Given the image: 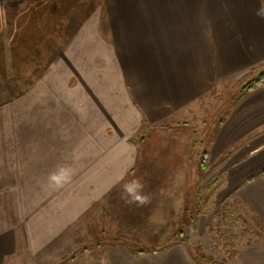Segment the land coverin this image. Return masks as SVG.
Returning a JSON list of instances; mask_svg holds the SVG:
<instances>
[{
  "label": "rangeland",
  "instance_id": "obj_1",
  "mask_svg": "<svg viewBox=\"0 0 264 264\" xmlns=\"http://www.w3.org/2000/svg\"><path fill=\"white\" fill-rule=\"evenodd\" d=\"M181 1L189 8V41L183 44L176 35L170 39L174 43H167L160 53L151 51L159 47L153 45L159 26L153 24L151 33L150 21L142 17L149 6L148 16L155 15L156 9L159 16L167 12L174 21L178 15L172 0H44L38 4L37 0H0V164L8 160L12 166L11 172L0 173V250L7 253L0 264H105L106 246L143 250L145 253L138 255L143 256L181 240L197 264H264L260 225L249 220L243 207L228 197L219 198L211 190L207 195L198 192L202 191L199 184L190 202L194 204L185 210L190 214L184 219H124L113 222L119 233L115 236L109 232L108 222L92 221L83 210L56 235L45 237L49 226L53 230L61 225L48 213L68 210L70 200L86 189L85 174L75 177L72 173L61 185L51 181L54 166L46 154L61 153L62 159H69L77 146L101 150L109 143L114 151L126 144L128 149L139 150L140 160L150 148L151 133L167 130L166 118L173 114V101L183 95L182 88L198 89L208 83L205 70L191 83L198 61H190L189 53H203L198 39L209 36V30L198 27V0ZM213 5L214 0H205L206 10ZM127 6L129 11L124 14ZM26 9L25 20L17 21ZM206 15L207 22L210 18ZM84 23H89L88 29H83ZM21 29L26 51L8 57L2 48L8 49L13 42H3L21 34ZM236 81L222 78L206 97L196 92L178 119L188 122L193 130L211 110L219 121L235 104L232 102L246 80ZM107 92L108 115L102 109ZM88 103L92 109L85 108L87 115L82 117L81 108ZM208 121L204 126L210 135L215 131L214 121ZM19 132L23 139L15 138ZM39 137L46 140L39 141ZM38 142L46 149L38 151ZM199 168L196 179L202 181L205 171L203 166ZM94 175L96 185L100 174ZM155 175L146 174L144 180L151 182ZM120 216L128 215L123 211ZM153 232L159 234L152 236Z\"/></svg>",
  "mask_w": 264,
  "mask_h": 264
},
{
  "label": "crops",
  "instance_id": "obj_2",
  "mask_svg": "<svg viewBox=\"0 0 264 264\" xmlns=\"http://www.w3.org/2000/svg\"><path fill=\"white\" fill-rule=\"evenodd\" d=\"M42 1L44 0H37L36 4ZM172 1V8L178 15L174 21L170 20L167 12L159 16L156 9H154L155 15L148 16L150 8L145 6V14L142 18L150 21L151 33L154 28L153 24L159 26L160 29L158 32L160 38L158 36V39L153 41L155 42L153 45L159 47H153L151 51L156 49L155 52H164L167 43H174L170 39H174L176 35L183 44L189 41V8L186 7L184 1ZM198 2V27L207 28L209 36L198 39L204 46L203 50H199V52L203 51L200 56L189 53L190 61H198L195 66L198 71L190 77L193 78L191 83H195L200 76V70H205L209 74L208 83L205 81L203 88L198 89L182 88L183 95L173 101L171 110L173 114L166 118L167 130L151 133L150 148L143 151L140 160H137V157L141 155L139 150L128 149L124 147L126 146L124 143L121 149L114 151H110L109 143L106 144L108 147L101 150H94L93 147L82 150L83 147L77 146L69 159H62L61 153L55 156L46 154L45 156L51 161V167L54 166L51 169L52 172H57L63 166L70 168L71 174H75V177L85 174L86 189L84 194L76 193V198L70 200L68 210L64 208L61 214L48 213L53 218L52 221L58 219L61 225L55 226L53 230H50L49 226L45 237L56 235L58 230H63L75 221L83 210L86 212V217L92 221L108 222L109 232L115 236L119 233L115 232L113 222L124 219L151 222L184 219L182 217L190 214V211L186 213L185 210L190 207V204H194L190 202L194 201L193 196L196 195L198 184L200 185L198 188L202 189L198 192L207 195L212 191L215 196L228 197L230 202L242 206L248 219L260 225V232L264 236V84L254 86L246 92L225 113L220 123L216 119L217 116L211 115V110L199 128L193 130L188 122L185 123L178 119L179 113L185 111L182 110L186 102H190L197 96L196 92L206 97L211 93L210 89L217 87V83L222 78L231 79V81L236 79L237 83L246 80L240 85L241 87L251 81L250 77H256L264 71V0H214V5L208 10L205 7V0H198ZM129 7L125 8L124 14H127ZM139 9H142V6ZM28 13L26 9L25 16L17 21H24ZM206 13L210 18L207 22L205 21ZM40 14L43 15V12ZM87 25L85 24L83 29H88ZM24 29H21V34L17 33L13 39L8 37L3 42V44L13 42L8 49L2 48V51L8 53V57L12 53L19 56L25 53L26 49L21 43L25 41ZM85 34L88 33L85 32ZM35 35L37 39V34ZM8 61L7 59L4 64L7 65ZM106 97L102 109H105L108 115L110 112L109 92ZM102 99L104 101V96ZM85 108L92 109V106L90 103L82 106L81 111L84 112L82 117L87 115ZM167 109L170 111V108ZM209 118H213L212 130L215 129V132L210 133L211 137L208 136L209 132L204 126L209 122ZM15 138L23 139L21 132L15 134ZM43 140L46 139L39 137V141ZM36 146L38 151L46 149V145L40 142ZM143 156L146 159H143ZM10 162L6 160V163L0 164V173L12 171ZM202 166L205 173L200 179L202 181H198L196 176L201 170L199 167ZM94 174H100L98 176L100 181H96V185H93ZM146 174H156V179L146 182L144 180ZM81 178H83L82 175ZM134 179H141V183L144 184L143 192L150 197L149 204L137 206L135 203H125L124 199H121L124 184ZM123 211L128 215L125 218L120 216ZM185 219L188 221V217ZM93 226H91V237L95 234ZM155 228L154 226L153 230H156ZM158 234L153 232L152 236ZM168 234L165 233V236ZM161 235L163 236V233ZM104 249L106 261L103 262L105 264H197L187 243L182 241L143 256H137L116 245L106 246ZM260 251H264V243ZM6 254L0 250V261Z\"/></svg>",
  "mask_w": 264,
  "mask_h": 264
},
{
  "label": "clouds",
  "instance_id": "obj_3",
  "mask_svg": "<svg viewBox=\"0 0 264 264\" xmlns=\"http://www.w3.org/2000/svg\"><path fill=\"white\" fill-rule=\"evenodd\" d=\"M71 178V169L60 167L57 172L50 176V180L57 185L67 182ZM144 184L139 179H134L124 184L121 199L125 203H135L137 206H145L150 203V197L143 192Z\"/></svg>",
  "mask_w": 264,
  "mask_h": 264
},
{
  "label": "trees",
  "instance_id": "obj_4",
  "mask_svg": "<svg viewBox=\"0 0 264 264\" xmlns=\"http://www.w3.org/2000/svg\"><path fill=\"white\" fill-rule=\"evenodd\" d=\"M263 82H264V71H261L256 76V78H254L253 80L247 82L244 86H242V88L240 89V92L238 93V95L236 96V98L234 99V101L232 103L233 104L236 103L251 88H253L254 86H257V85H261V83H263ZM231 107H232V105L228 108V111L231 109ZM219 121H221V119ZM208 136H210V135H208ZM120 246L125 248L123 245H120ZM129 251H131L133 254H135L137 256L138 255H142L143 253H145L143 250L133 249V248L129 249ZM152 252H156V250H153Z\"/></svg>",
  "mask_w": 264,
  "mask_h": 264
}]
</instances>
